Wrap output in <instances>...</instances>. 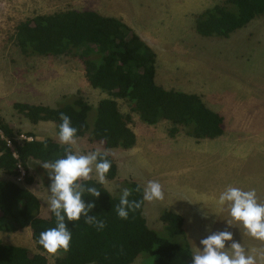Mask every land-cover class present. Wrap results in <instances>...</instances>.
<instances>
[{"label": "rangeland", "instance_id": "1", "mask_svg": "<svg viewBox=\"0 0 264 264\" xmlns=\"http://www.w3.org/2000/svg\"><path fill=\"white\" fill-rule=\"evenodd\" d=\"M223 1L0 0V119L13 128L18 141L26 140L25 137L58 141L57 124H34L18 112L15 103L58 106L66 98L82 94L96 107L109 96L90 84L83 62L74 52L60 56L24 54L17 43L20 22L38 14L70 9H93L106 16L117 14L155 51L157 83L167 89L199 94L211 109L224 115L225 132L216 138L196 139L181 130L172 137L168 132L170 121L148 124L130 110L124 99H119L121 111L132 115L136 145L129 149L106 148L87 132L78 137L76 147L83 153L97 147L110 150L119 171L115 179L106 178L104 185L114 195L122 194L131 181L142 186L149 180L161 183L165 199L145 201L144 206L149 226L160 235H166L161 215L169 209L184 216L193 251L196 247L202 250L201 239L224 230L232 232L233 241L245 247H264L245 235L242 225L229 226L226 208L221 210L216 203L228 185L255 189L264 202V16L228 38L200 35L196 30L198 17ZM41 163L31 159L28 172L22 170V180L1 169L0 178L29 188L40 199V216L48 217L46 201L51 180ZM26 175L33 179L31 183L26 182ZM92 175L96 179L95 173ZM0 239L41 252L30 227L0 231ZM231 243L226 242V247ZM58 255L62 254L47 253L48 264H55ZM133 264L147 263L139 256Z\"/></svg>", "mask_w": 264, "mask_h": 264}, {"label": "trees", "instance_id": "2", "mask_svg": "<svg viewBox=\"0 0 264 264\" xmlns=\"http://www.w3.org/2000/svg\"><path fill=\"white\" fill-rule=\"evenodd\" d=\"M260 16H264V0H224L198 17L196 30L202 36L228 38ZM17 43L24 54L60 56L74 52L83 62L90 84L109 94L96 107L82 94L72 95L58 106L16 102L18 112L34 124L51 121L59 127L60 114L64 113L78 129L77 137L89 132L93 141L106 148L129 149L136 145L137 134L132 115L120 109L118 100L124 99L148 124L170 121L172 137L181 130L196 139L216 138L225 132L224 115L211 109L199 94L157 83L155 51L118 17L93 9L38 14L19 23ZM63 155L64 146L52 138L18 141L13 128L0 119V169L6 174L19 177L20 165L27 173L31 159L55 161ZM107 158L112 166L106 178L115 179L118 164L110 155ZM25 179L33 181L28 175ZM81 183L101 192L99 198L85 192L83 199L95 204L89 215L103 220L106 227L98 231L85 224L83 216L78 221L66 219L72 241L68 252H58L62 255L56 257L55 264H133L139 256L147 264H191L193 250L182 214L163 210L166 235L162 236L149 226L145 202L135 212L130 211L128 219H121L115 211L121 194L114 195L96 179ZM138 186L140 192L135 191ZM128 188L133 190L129 200H142V185L131 181ZM40 211V199L29 188L0 178V231L30 227L37 243L41 231L55 226L54 214L42 217ZM37 247L41 252L0 239V264H48L47 253L38 243Z\"/></svg>", "mask_w": 264, "mask_h": 264}, {"label": "clouds", "instance_id": "3", "mask_svg": "<svg viewBox=\"0 0 264 264\" xmlns=\"http://www.w3.org/2000/svg\"><path fill=\"white\" fill-rule=\"evenodd\" d=\"M56 133L60 145L64 146V155L55 161H44L40 165L47 170L50 195L47 207L55 217V226L49 227L39 234L37 243L49 255L68 252L72 241V233L67 221H78L83 216L85 224L94 226L98 231L106 225L95 215H89L95 207L93 202L86 203L83 199L87 192L99 198L101 192L96 187H86L81 181L93 179V173L100 184H106V175L111 169V161L107 158L110 150L97 147L87 153L81 152L78 143V129L72 125L68 115L61 113ZM47 149V144H44ZM132 189L124 188L115 211L119 218L128 219L129 212H135L146 202L163 201L165 193L159 181L149 180L143 186L142 200H129ZM135 191L140 192L138 186ZM217 205L227 210L229 226L234 223L242 225L244 234L264 244V202L259 200L255 189L244 190L228 185L220 192ZM232 241L226 247V242ZM202 250L198 247L192 253L191 264H264V247H245L233 241V234L228 230L216 231L200 240Z\"/></svg>", "mask_w": 264, "mask_h": 264}, {"label": "built area", "instance_id": "4", "mask_svg": "<svg viewBox=\"0 0 264 264\" xmlns=\"http://www.w3.org/2000/svg\"><path fill=\"white\" fill-rule=\"evenodd\" d=\"M26 138V140H32L30 137H25ZM8 142H9V145H11L12 146V143H11V141L10 140H8ZM16 155V154H15ZM24 168L20 165V170H21V174H22V170H23ZM24 173V172H23ZM19 180H22L23 179V177H20L19 176V178H18Z\"/></svg>", "mask_w": 264, "mask_h": 264}, {"label": "crops", "instance_id": "5", "mask_svg": "<svg viewBox=\"0 0 264 264\" xmlns=\"http://www.w3.org/2000/svg\"><path fill=\"white\" fill-rule=\"evenodd\" d=\"M115 17H118L117 14L115 15ZM119 18V17H118ZM141 35V34H140ZM142 36V35H141ZM143 37V36H142ZM144 38V37H143Z\"/></svg>", "mask_w": 264, "mask_h": 264}]
</instances>
